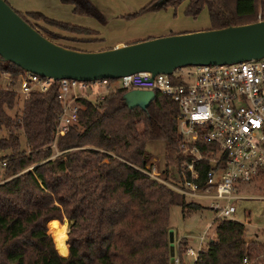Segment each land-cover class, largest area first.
<instances>
[{"label":"trees","instance_id":"trees-1","mask_svg":"<svg viewBox=\"0 0 264 264\" xmlns=\"http://www.w3.org/2000/svg\"><path fill=\"white\" fill-rule=\"evenodd\" d=\"M183 1L152 0L128 16L175 8ZM185 1L184 15L196 18L206 10L210 29L254 23L259 13L264 18V0ZM60 2L72 5L74 14L108 21L91 0ZM16 12L48 39L30 17L73 32L91 31L41 12ZM3 72L13 82L25 73L0 56ZM58 88L54 82L44 92L30 91L22 97L20 114L11 117L7 110L18 93L0 83V126L8 132L0 137V149L10 150L0 158L7 160V177L0 181V264H174L175 256L184 264L185 238L171 255L170 209L179 206L187 216L201 206L145 172L153 166L148 142L164 143L166 161L183 158L177 104L156 92L147 105L129 106L123 88L101 99L81 97L77 122L57 135ZM207 167L198 168L201 178ZM163 173L167 179L168 168ZM259 173L264 179V166ZM56 218L67 220L66 251L55 244L54 231L64 225ZM215 232L192 264H262L264 245L246 240L243 222L221 219Z\"/></svg>","mask_w":264,"mask_h":264},{"label":"built area","instance_id":"built-area-1","mask_svg":"<svg viewBox=\"0 0 264 264\" xmlns=\"http://www.w3.org/2000/svg\"><path fill=\"white\" fill-rule=\"evenodd\" d=\"M257 19L263 20L261 15ZM0 77L5 81L4 87L12 88L23 98L32 90L44 92L57 82V98L61 101L57 135H63L77 122L78 98L101 99L116 88L168 96L179 109L175 119L183 158L175 160V175L166 180L159 178L153 166L145 172L189 199L208 200L220 220L233 218L236 207L232 200L240 198L236 194L239 185L253 180L264 166V56L186 66L170 74L140 71L114 81L55 80L27 71L14 82L10 74L3 72ZM2 164H6L5 160ZM203 164L208 167L201 178L198 168ZM188 253L194 254L192 249H186ZM174 264H179L178 257Z\"/></svg>","mask_w":264,"mask_h":264},{"label":"water","instance_id":"water-1","mask_svg":"<svg viewBox=\"0 0 264 264\" xmlns=\"http://www.w3.org/2000/svg\"><path fill=\"white\" fill-rule=\"evenodd\" d=\"M0 56L24 71L55 80L117 79L140 71L170 74L186 66L263 57L264 20L86 52L66 48L46 38L5 0H0ZM153 97L154 92L148 90H129L124 94L129 106H145ZM170 251L173 255V247Z\"/></svg>","mask_w":264,"mask_h":264},{"label":"rangeland","instance_id":"rangeland-1","mask_svg":"<svg viewBox=\"0 0 264 264\" xmlns=\"http://www.w3.org/2000/svg\"><path fill=\"white\" fill-rule=\"evenodd\" d=\"M26 1L35 4V0ZM91 1H93L103 15L107 17L108 21H106V23L103 24L92 16L62 13L65 17L62 18V20H64L63 22L69 21L67 23L81 27L86 26L85 28L91 30L89 33L73 32L68 29L58 28L57 26L51 25L43 20H36L32 17H30L29 20L32 25L45 33V35L51 37V41L64 45L66 48L69 47L74 49L84 45L92 47L108 45L116 38L139 40L145 39L149 34L169 31L170 29L179 30L192 28L193 26L207 27L208 24L210 25V23H208L206 10H203L196 18L185 16L183 9L186 4L185 0L175 8L168 7L156 12H146L133 17L128 15L137 13L143 6L152 0ZM11 7L17 11L13 6ZM19 13H23L24 15V12ZM258 15L261 14L259 13ZM262 19L264 20L263 17ZM192 20H194V22ZM4 82V79L0 77V83L3 84ZM115 85L116 83L113 84V86ZM89 98L94 100L92 96ZM130 99L131 98L127 97V100ZM22 101L23 98L21 94L18 93L14 107L7 110V113L11 117H16L20 114ZM18 132L20 134L21 147L26 148L24 135L22 134V131L18 130ZM7 135V130L0 126V137L4 138L7 137ZM146 150L151 155L150 162L153 163V168L159 173V178L165 179L163 172L166 168H168V178L172 177V174H174L173 167L175 161H166L164 155V143L161 141L148 142ZM8 153H10V150L0 149V158ZM3 160L7 162L6 159ZM5 166L6 165L2 164V160H0V181H3L7 177L4 174ZM260 174L261 173H259L253 180L239 185L236 194L239 195L240 198L232 200V203H234L236 207V212L232 219L243 223L245 222V225L248 228L246 240H258L264 245V181H262L264 179L261 178L262 174ZM188 200L195 203L198 201L197 203L200 204L201 208L197 211L191 212L190 215L184 216L179 206H172L170 209L168 224V239L170 247H173L176 250L177 244L181 238H185L187 241L185 253L182 254L184 264H192L197 258L198 252L206 247L208 240L215 237V229L220 220L216 217V211L210 207V202L208 200ZM61 223H64L63 227L66 226V218H64ZM57 248L62 249L59 247ZM63 248H66V246ZM186 249H192L194 254H186ZM175 258L176 256L174 259Z\"/></svg>","mask_w":264,"mask_h":264},{"label":"crops","instance_id":"crops-1","mask_svg":"<svg viewBox=\"0 0 264 264\" xmlns=\"http://www.w3.org/2000/svg\"><path fill=\"white\" fill-rule=\"evenodd\" d=\"M6 1L9 2V5L11 4L10 6H13L19 12H24V13L41 12L42 14H44L45 16L49 18L59 20V21H64L62 20V18H65V17L62 15V13H70L71 15H74V13L72 12V5L63 4L60 2V0H35V4L28 3L26 0H6ZM207 18H208V14H207ZM192 21L194 22V20ZM65 22H69V21H65ZM208 23H209V19H208ZM208 29H210L209 24L207 27L205 26L204 27H194L193 26L192 28H188V29H185V28L179 29V30L170 29L169 31H162V32H158L155 34H151V35L149 34L145 39L126 40L124 38H116L115 40H113L112 43L108 45H104V46H93L92 47V46L84 45V46L77 47V49H74V48H70V49L86 51V52H98V51H103V50L112 49L116 47H121L127 44H132L135 42H139V41H143V40H147L151 38L162 37V36H167V35H174V34L198 32L201 30H208ZM61 46H64V45H61ZM153 142H160V141H153ZM66 250H67V246L65 250H61V251H66Z\"/></svg>","mask_w":264,"mask_h":264},{"label":"bare ground","instance_id":"bare-ground-1","mask_svg":"<svg viewBox=\"0 0 264 264\" xmlns=\"http://www.w3.org/2000/svg\"><path fill=\"white\" fill-rule=\"evenodd\" d=\"M55 232L56 247L63 248L66 246L67 239V224L62 229H57Z\"/></svg>","mask_w":264,"mask_h":264}]
</instances>
